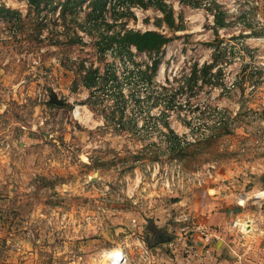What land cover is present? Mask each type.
<instances>
[{
	"label": "rangeland",
	"instance_id": "obj_1",
	"mask_svg": "<svg viewBox=\"0 0 264 264\" xmlns=\"http://www.w3.org/2000/svg\"><path fill=\"white\" fill-rule=\"evenodd\" d=\"M109 1L99 13L92 0H0V264H106L112 238L133 230L150 245L149 222L208 185L247 213L231 221L245 227L228 230L226 256L264 262V0H166L177 30L156 24L157 8ZM127 27L171 40L157 55L132 48L134 64L107 47ZM90 66L118 78L88 88ZM165 122L181 137L174 152ZM184 215L170 223L195 232ZM179 226L160 229L174 238Z\"/></svg>",
	"mask_w": 264,
	"mask_h": 264
},
{
	"label": "crops",
	"instance_id": "obj_2",
	"mask_svg": "<svg viewBox=\"0 0 264 264\" xmlns=\"http://www.w3.org/2000/svg\"><path fill=\"white\" fill-rule=\"evenodd\" d=\"M261 4L263 5L262 17L264 18V1H261ZM203 189V191L193 190L188 195L190 198L185 196L183 200H179V203L184 207L180 209L181 213L174 214L171 220H168L169 212L163 214L159 220H157V217L154 220L157 225L156 228L160 229L162 228L160 226H163L171 233L176 231L175 225H180L177 237L172 238L171 234L169 241L150 246L145 243L142 236L133 237V230L132 232L128 230L120 242H115L112 238L114 245L111 248L126 253L127 262L125 264H257L256 262H246L247 260L240 254L229 255L231 257H228L222 249L227 245L228 230L234 229L231 225L232 219L234 217L239 219L242 215L247 214L245 211H232V204L235 202L232 192L224 191L225 193H222L224 189L222 186L213 185L205 186ZM253 191H256V189ZM181 214L191 216L196 228L197 226L205 227L210 240L204 239V235L196 228L195 232L186 230L183 226L187 227L188 223L185 225L184 223L174 225L170 223L173 220L179 221ZM180 222L183 221L180 220ZM254 224V222L251 224L253 228L256 225ZM145 247L149 251L147 261L143 259V249ZM260 264H264V262L261 260Z\"/></svg>",
	"mask_w": 264,
	"mask_h": 264
},
{
	"label": "trees",
	"instance_id": "obj_3",
	"mask_svg": "<svg viewBox=\"0 0 264 264\" xmlns=\"http://www.w3.org/2000/svg\"><path fill=\"white\" fill-rule=\"evenodd\" d=\"M31 5L34 4L38 9L41 3V0H27ZM180 2H184L191 6H196L199 2H194L193 0H179ZM120 4L126 6L127 8L131 6H140L142 8L153 7L157 8L161 13V17L156 18V24L160 25L163 22L172 28L179 29L181 25L177 24L175 21V16L173 12L172 6L166 0H117ZM92 10L95 12H102L103 9L110 3L109 0H92ZM214 5L206 7L212 15L215 21L213 31L214 33H218V29L220 27L226 26V20L224 19V12L221 9H218V4L213 2ZM126 8V9H127ZM10 12L9 8H5L0 5V15L7 14ZM108 45L107 47H113L116 45L119 48V54L122 58H127L129 61L134 63L132 58V48H135L139 52L157 55V53L162 49V47L171 40V37L166 33L159 30H145L141 31L133 28H123L115 32V34L108 35L107 37ZM158 59L151 58L150 65H147L150 74L147 75V80L151 82L153 74L156 72L158 68ZM135 64V63H134ZM216 65V61L210 64H205L201 67L200 71H204L203 74H206L208 69L212 68ZM86 73L84 75V85L88 88L97 87L99 85V79H105L104 81H116L117 75L114 69H107L105 71L104 76L100 77L99 70L97 68H93V66L87 67L85 69ZM197 69L194 67L193 73L190 75V79L195 77ZM138 73L140 75H145L146 72L142 69H138ZM186 78V77H185ZM189 80V79H188ZM121 93V91H120ZM50 104H57L54 100H49ZM106 121V117H105ZM120 121V119H119ZM165 125L168 124L165 122ZM181 137L168 126V133L166 134V145L169 151H176L181 148ZM149 227L152 229V234L154 236V241L150 244V246H155L161 243H165V241H169L171 236L166 234V232L156 228L152 222H149Z\"/></svg>",
	"mask_w": 264,
	"mask_h": 264
},
{
	"label": "built area",
	"instance_id": "obj_4",
	"mask_svg": "<svg viewBox=\"0 0 264 264\" xmlns=\"http://www.w3.org/2000/svg\"><path fill=\"white\" fill-rule=\"evenodd\" d=\"M260 197H263V196H259L258 193L254 194V198H260ZM240 204H241V202H240ZM183 217L185 219H187L186 215H184ZM233 225L240 227L241 230L244 229V227H245L238 220H235L233 222ZM196 229L204 235V237H203L204 239L210 240V236L206 232L205 227L197 226ZM110 252H108V253H110ZM148 257H149V251H148V248L145 247L143 249V259L147 261ZM106 261H107L106 264H125L127 262V255L122 250H119V251H116V253L109 255L107 257Z\"/></svg>",
	"mask_w": 264,
	"mask_h": 264
},
{
	"label": "bare ground",
	"instance_id": "obj_5",
	"mask_svg": "<svg viewBox=\"0 0 264 264\" xmlns=\"http://www.w3.org/2000/svg\"><path fill=\"white\" fill-rule=\"evenodd\" d=\"M76 113H80V111L77 109V111H75ZM79 119V118H78ZM84 119V118H83ZM258 195L259 196H264V191H261V192H259L258 193ZM241 198H242V196H240ZM239 198V197H238ZM240 200H242L241 202H243L244 201V198H242V199H240ZM114 253H116V251H114ZM113 253V254H114Z\"/></svg>",
	"mask_w": 264,
	"mask_h": 264
},
{
	"label": "water",
	"instance_id": "obj_6",
	"mask_svg": "<svg viewBox=\"0 0 264 264\" xmlns=\"http://www.w3.org/2000/svg\"><path fill=\"white\" fill-rule=\"evenodd\" d=\"M51 100H54V101H56L54 98H52ZM57 102V101H56Z\"/></svg>",
	"mask_w": 264,
	"mask_h": 264
}]
</instances>
